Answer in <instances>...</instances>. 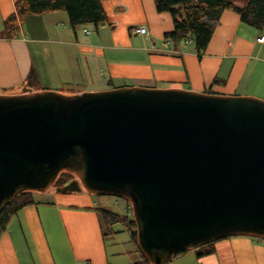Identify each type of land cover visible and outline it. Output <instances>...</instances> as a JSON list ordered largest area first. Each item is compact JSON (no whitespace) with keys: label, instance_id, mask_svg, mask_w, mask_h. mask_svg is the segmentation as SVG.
I'll use <instances>...</instances> for the list:
<instances>
[{"label":"water","instance_id":"water-1","mask_svg":"<svg viewBox=\"0 0 264 264\" xmlns=\"http://www.w3.org/2000/svg\"><path fill=\"white\" fill-rule=\"evenodd\" d=\"M130 203L150 264L231 235L264 238V100L173 86L0 93V210L26 191Z\"/></svg>","mask_w":264,"mask_h":264},{"label":"crops","instance_id":"crops-1","mask_svg":"<svg viewBox=\"0 0 264 264\" xmlns=\"http://www.w3.org/2000/svg\"><path fill=\"white\" fill-rule=\"evenodd\" d=\"M16 1L0 0V93L137 85L122 82L127 79L140 86L153 82L146 87L169 82L264 100V41L256 40L264 26L243 22L232 9L221 12L198 55L191 39L193 49L186 50L164 37L173 21L169 12L156 10L154 0H102L107 22L98 26L72 27L65 10L28 15L6 37L4 19L15 12ZM32 71L34 81L26 85ZM49 191H33L35 203L17 210L0 231V264H134L141 259L133 229L129 236L111 223L104 229L96 206L83 203L89 196L85 190L55 189L51 197ZM213 248L203 256L189 248L166 264H264V238L231 235L214 241Z\"/></svg>","mask_w":264,"mask_h":264},{"label":"trees","instance_id":"trees-1","mask_svg":"<svg viewBox=\"0 0 264 264\" xmlns=\"http://www.w3.org/2000/svg\"><path fill=\"white\" fill-rule=\"evenodd\" d=\"M239 2L241 4H238ZM154 3L158 12H169L173 21V29L165 33L164 37L173 43L191 39L198 55L207 47L224 9L238 12L241 20L253 27L262 28L264 26V0H154ZM58 10L67 12L69 24L72 27L88 23L98 26L107 22L102 0H17L15 12L4 19L2 35L12 36L18 25L28 15H42ZM34 78L32 71L26 79V85H31ZM73 176L71 173L62 172L52 186L61 187L73 179ZM34 203L32 192L26 191L5 204L0 210V231L6 228L17 210ZM96 210L105 223H112L117 219L105 208ZM130 223L133 227L132 237L136 240L135 222L132 219ZM213 242L199 246L196 249L197 255L212 253ZM186 250L180 249L174 256ZM134 264L150 263L141 255V259Z\"/></svg>","mask_w":264,"mask_h":264},{"label":"rangeland","instance_id":"rangeland-1","mask_svg":"<svg viewBox=\"0 0 264 264\" xmlns=\"http://www.w3.org/2000/svg\"><path fill=\"white\" fill-rule=\"evenodd\" d=\"M238 4H241V2H239ZM111 16H113V15H110V17ZM137 25L138 24H136V26ZM181 43H182V45L179 48H182V46H183V48H185L186 50L193 49V46L188 44L187 40H183V41H181ZM122 82L130 83V84H137V85L140 84L139 81H137V80L128 81L126 79ZM146 84L154 85L153 82L152 83H146ZM146 84L144 86H149ZM169 84H170L169 82H163L161 84L157 83L156 86H154V87H166V86H170ZM94 87L97 90L104 88L102 85H95ZM106 89H108V88H106ZM39 90H42V89H39ZM58 177H59V175H58ZM73 178H74V176H73ZM49 189H50L49 194H48V195H50L49 197L54 196V194L56 192H53L52 190L57 189V187L50 186ZM82 193L85 195L88 192L85 193V191H82ZM87 195H89L88 196L89 200L87 198H85L83 203L90 201L93 203L94 206H96L97 209H103V208L107 209L109 212H111L117 218L111 224L116 225L117 228H121V230H123V231L119 232V233H121V235L129 236V233H130L129 231H131L133 229V227L130 223V221L133 219V215L131 212L130 203L126 199L119 197L117 195H112V194L88 193ZM76 203L80 204V201H76ZM100 221H101L100 224L102 225V227H104V229H107V225H109L110 223H105V222H103V220H100ZM124 226H126V228ZM123 228H125V229H123ZM135 230H136V228H135Z\"/></svg>","mask_w":264,"mask_h":264},{"label":"built area","instance_id":"built-area-1","mask_svg":"<svg viewBox=\"0 0 264 264\" xmlns=\"http://www.w3.org/2000/svg\"><path fill=\"white\" fill-rule=\"evenodd\" d=\"M137 31L143 33V32L145 31V29H144V27H140L139 29H137ZM256 40H257L258 42H262V41H264V35H261V36L257 37Z\"/></svg>","mask_w":264,"mask_h":264}]
</instances>
